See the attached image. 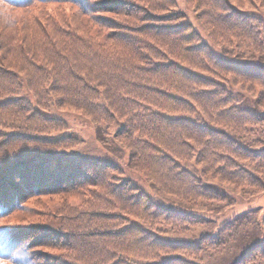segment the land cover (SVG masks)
Listing matches in <instances>:
<instances>
[{
  "label": "trees",
  "instance_id": "1",
  "mask_svg": "<svg viewBox=\"0 0 264 264\" xmlns=\"http://www.w3.org/2000/svg\"><path fill=\"white\" fill-rule=\"evenodd\" d=\"M187 1L235 56L215 54L175 0H0V216H27L0 227V264H264V207L215 234L171 236L192 215L149 204L110 160H73L80 138L43 111L87 116L103 144L122 141L131 165L190 202L230 204L226 187L264 192V21L247 9L264 0ZM243 50L256 60L240 61ZM190 154L207 180L175 165ZM29 243L62 253L31 254Z\"/></svg>",
  "mask_w": 264,
  "mask_h": 264
},
{
  "label": "rangeland",
  "instance_id": "2",
  "mask_svg": "<svg viewBox=\"0 0 264 264\" xmlns=\"http://www.w3.org/2000/svg\"><path fill=\"white\" fill-rule=\"evenodd\" d=\"M175 4V9H178L184 13L182 20L188 21L194 29L196 28L197 31L200 32L202 40L208 42L209 46L215 54H225L229 55V57L235 56L236 53H234V51L230 52L224 42H215L209 37L208 32L204 30L201 22L197 20L195 12L193 11V8H191V4L187 0H175ZM247 9L250 14H255L258 17H261V19L264 21V5L262 6L258 5V3H253L252 5L249 4ZM260 35L264 47V28L260 30ZM237 54V57H239L240 61L243 60L254 62L256 60L255 55L247 50H243L242 53ZM260 63L264 64V61H261ZM25 95L23 97H27V99L29 100H27L28 103L32 107L37 108L31 96H29L27 92ZM46 107L47 110L43 109L44 113L48 114L49 112V114H53L59 117H65L68 129L75 131V133L80 138L81 141L79 140L78 143L74 145V147H71L69 149V153L72 154V157H74L73 160L97 158L107 161L110 160L117 165L118 172L123 179H127L130 183L134 184L135 187L139 188V194H144L143 198L146 197L149 204H161L166 205L167 207L171 206L179 211L181 210L185 212V214L187 215H192L194 219L193 222L183 223V227H185V229L181 231H170L169 235L171 236H174L178 239L192 240L199 234H215L217 228H219L223 222L229 220L239 212L249 208H257L258 210H260L261 207H264V192H251L248 195L240 196L238 192H235V190H232L228 187H226L224 190L227 192L229 191V193L232 194L234 198V201H230V204L220 203L215 200L209 202L206 201L207 199H205L204 197L201 198L198 196H194V198L190 202L180 195L178 196L174 192L168 190V186L164 187L163 184L157 179H153L152 181L149 177L140 172L135 166L131 165V163L128 161L129 149H127L125 145L122 144V141L119 142L117 139H112L113 142L110 145L103 144L96 135V127L94 126V123L87 116H82L74 110H66L62 107L59 108L57 106H54V104H49V106ZM119 124L120 121L116 120L108 125V138H114L113 134L118 132L120 129L118 128L120 127ZM58 133L60 132H53V134ZM175 165H177L180 170H182L187 176H189L192 181L207 180L203 179L205 178V176L202 177V175H199V164L196 162V158H194L193 154H190L188 159L175 161ZM194 185L198 187L199 184L194 183ZM73 197L74 198H71V200H76V202H78L77 195ZM57 199L58 198L56 196L48 197L45 195L41 197L40 201H56ZM196 219L198 220V222H194ZM26 220L27 216L24 212L12 211V213L0 216V227L8 228L13 225L19 226L20 223L26 222ZM24 229L25 227L23 225H20V227L15 230L14 234L20 235ZM7 230H9V228ZM25 238L26 237L21 234V236L15 240V248L13 247L10 249V252H12L13 256L16 255V248H18L19 246L21 247V244L26 241ZM33 243L27 244L25 249L31 248ZM30 251L40 253L42 256L44 254H47L49 257L53 258H56V255H61L62 253L61 249L56 247L53 248L49 245H46L45 243H43V245L40 247L34 246L27 252ZM238 251L239 248L236 247L235 252ZM32 252L30 253L32 254ZM27 255H29V253ZM210 255L211 254H209V256ZM211 256H216V254H212ZM20 257L22 259H26V253L21 254ZM220 257L223 256L210 258L208 260L204 258V260L206 259L208 263H214L217 262Z\"/></svg>",
  "mask_w": 264,
  "mask_h": 264
}]
</instances>
